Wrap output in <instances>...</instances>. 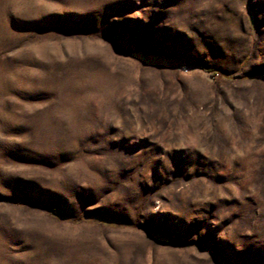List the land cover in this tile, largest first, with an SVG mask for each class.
Returning a JSON list of instances; mask_svg holds the SVG:
<instances>
[{
	"label": "rangeland",
	"instance_id": "374dc122",
	"mask_svg": "<svg viewBox=\"0 0 264 264\" xmlns=\"http://www.w3.org/2000/svg\"><path fill=\"white\" fill-rule=\"evenodd\" d=\"M0 264H264V0H0Z\"/></svg>",
	"mask_w": 264,
	"mask_h": 264
},
{
	"label": "trees",
	"instance_id": "16d2710c",
	"mask_svg": "<svg viewBox=\"0 0 264 264\" xmlns=\"http://www.w3.org/2000/svg\"><path fill=\"white\" fill-rule=\"evenodd\" d=\"M135 57H137V58H140L141 60H144V61H148V62H150V63H160V62H162V60L161 59H159V58H157V57H145V56H140V55H135ZM47 210H50L52 213H56V211L54 210V209H51V208H49V207H47L46 208ZM100 222H102V223H104V224H110L111 222H109L108 220H106V219H103V218H101L100 219Z\"/></svg>",
	"mask_w": 264,
	"mask_h": 264
}]
</instances>
